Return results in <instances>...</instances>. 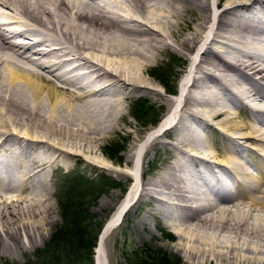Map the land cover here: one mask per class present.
Wrapping results in <instances>:
<instances>
[{"label": "bare ground", "instance_id": "bare-ground-1", "mask_svg": "<svg viewBox=\"0 0 264 264\" xmlns=\"http://www.w3.org/2000/svg\"><path fill=\"white\" fill-rule=\"evenodd\" d=\"M173 50L185 78L164 97L144 72ZM146 95L168 108L124 163L136 173L147 149L171 155L128 187L94 264H107L106 236L137 196L208 264L209 247L234 236V250L243 235L253 263L246 251L264 248V0H0V194L13 193L0 200V257L43 237L47 168L96 154L124 101ZM235 252L213 264H242Z\"/></svg>", "mask_w": 264, "mask_h": 264}, {"label": "rangeland", "instance_id": "rangeland-1", "mask_svg": "<svg viewBox=\"0 0 264 264\" xmlns=\"http://www.w3.org/2000/svg\"><path fill=\"white\" fill-rule=\"evenodd\" d=\"M187 61L188 60L184 54L181 55L173 50L170 53L161 56L159 62L156 63L149 72H144V76L160 90L159 92H161L164 97H174L178 92L179 81L181 77L183 78L185 67H187ZM162 82L165 83L168 90L174 94L171 92H169V94L167 89L164 90L165 86ZM138 97L139 96H135L131 98L132 101H124L125 113L123 114L124 119L120 121L121 127L118 128V130L116 129L117 131L114 130L109 137L106 136V138L102 140L96 154H92V156L87 155V153L81 155V160L73 159L68 168L63 166L47 168V172L43 174V177H45L47 190L50 193L48 192L47 194L46 192V195L44 196L47 199V202L52 205L53 209L51 210L52 214L49 218V224L43 228V237L36 238L33 245L25 243L23 250L20 252L15 251L12 255H8L7 253L3 254L0 257V264H27L28 261H33L38 258V256H36L38 251L41 252L46 250L49 253L52 252V249L55 247L51 242L53 236L52 233L63 224L60 217L61 214L59 213L60 209L58 208L59 202L57 200L61 193L64 192L67 184V181L65 180L70 178L72 172H78L81 176L76 178L81 181L86 179H98L96 180L97 186L93 187L99 189L96 190L98 193L94 191L95 193L90 197L91 203L89 202L86 205L87 211L90 212L91 217L88 221L89 224L85 226V231L87 232L86 237L89 238L90 235L94 234L97 224L100 223L102 229L107 218L122 200L121 198H123L129 190L128 187L130 185L136 184L137 187H139L142 179L144 180L146 176L155 173L163 166V163L170 158L171 154L166 148H157L155 150L147 149L143 154V159L138 166L139 169L136 173L132 168L125 165L124 156L130 147V143L132 141L140 140L145 133L153 129L161 121L168 108L167 103L164 102V100H157L148 95L140 98ZM139 99L142 103H134L135 100ZM155 116L157 119H154ZM127 122H130V124L128 125ZM161 141L164 144H168L170 142V137L162 136ZM110 146L113 148L108 151L107 149H109ZM134 153L136 154V152ZM134 158H136V156H134ZM134 161L135 160H133V162ZM249 161L250 164L255 162L254 159ZM128 174L131 176L129 177ZM103 176H108L109 179L115 181L116 184L112 186L107 180L100 183L99 179ZM64 178L65 180H63ZM138 181H140L139 184ZM9 193H3L2 191L0 194V200L11 198L13 193ZM148 206L149 205L143 198L137 196L135 202L131 203L127 212L124 214L122 221L106 236L107 240L105 239L104 258L107 264H125L126 255H128L132 261V258L134 257L133 250L139 248V246L147 247L158 252H166V254H175L176 257L180 259V264H208L207 261H205V255L203 253L200 254L199 252L201 251L200 249H202V246H198V253H192V251L188 249V243V246L185 247L178 246V238L173 230L175 227L174 223L160 215H153L149 211V208H147ZM139 218L143 221L141 224L138 223L140 220ZM101 229L99 230L101 231ZM243 237L245 239L246 236L243 235ZM235 239L234 236H229V240L226 238L225 241L220 244L222 245L220 249L217 248L218 246L208 248H211L208 252L209 257H212L211 264L216 263L218 259H229V256L232 253L234 254L235 251V254L238 255L240 259L243 257L242 255L245 254V246L242 247L240 242L244 239L239 237L237 239V245H235L236 248L233 250L230 241L232 240L231 242L233 243V240ZM239 239L243 240L240 241ZM255 245L252 246L253 250L251 252L246 251L247 255L250 256V259L253 261L251 264H257V259H259V257L263 260L261 264H264V248L260 249V245ZM65 247L73 248L74 245L65 243L64 246L62 245V250L65 249ZM93 248H91L92 254L90 260L86 257L87 253L83 254L84 258H82L83 256L78 258L79 254L71 252L70 255H66L62 258L63 261H59V264H94L95 259ZM218 251L220 257H218ZM134 258L137 257L135 256ZM141 259L142 257H138L137 259H133V261L139 262ZM240 263L249 264V262H246V260L243 261L242 259L240 260Z\"/></svg>", "mask_w": 264, "mask_h": 264}, {"label": "trees", "instance_id": "trees-1", "mask_svg": "<svg viewBox=\"0 0 264 264\" xmlns=\"http://www.w3.org/2000/svg\"><path fill=\"white\" fill-rule=\"evenodd\" d=\"M163 85L165 86L164 90L167 89V91L171 92L168 90V87H166L165 83H163ZM138 101L142 103L141 100ZM154 119H157V117L155 116ZM112 148L113 147L110 146L107 150L110 151ZM79 176L81 175H79L78 172H72L70 174V178L65 180V177L63 179L67 181V184L64 192L61 193L57 200L59 202L58 208L60 209L59 213L61 214L60 217L63 224L52 233L53 236L51 238V242L53 245H55V247L50 253L46 250L41 252L38 251L36 253L38 258L34 259L33 261H28L27 264H59V261H63L62 258H64L66 255H70L71 252L79 254L78 258L82 257L84 253H87L86 257L90 260V256L92 254L91 248H93V246L95 247L96 245L95 240L96 235L99 233L98 230L100 228V223L97 224L94 234L90 235L89 238L86 237L87 232L85 231V226L89 224L88 221L91 219L90 212L87 211L86 205L89 202L91 203V195H93L95 192L98 193L96 190L99 189L93 188L97 186L96 180L98 179H86L81 181L77 179ZM99 180L100 183L107 180L112 186L116 184V182L111 181L108 176L100 177ZM65 243L74 245V247H65V249L62 250V245L64 246ZM133 251L134 257H142V259L139 260V262H134L133 259L137 258L133 257L131 261V258L126 255L125 264H180V259H178L176 255L172 253L166 254V252H158L143 246H139V248L134 249ZM82 258H84V256Z\"/></svg>", "mask_w": 264, "mask_h": 264}]
</instances>
